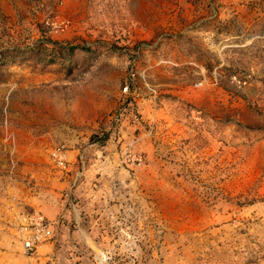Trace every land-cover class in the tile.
Wrapping results in <instances>:
<instances>
[{"label": "rangeland", "instance_id": "374dc122", "mask_svg": "<svg viewBox=\"0 0 264 264\" xmlns=\"http://www.w3.org/2000/svg\"><path fill=\"white\" fill-rule=\"evenodd\" d=\"M0 264H264V0H0Z\"/></svg>", "mask_w": 264, "mask_h": 264}, {"label": "built area", "instance_id": "2783aa9c", "mask_svg": "<svg viewBox=\"0 0 264 264\" xmlns=\"http://www.w3.org/2000/svg\"><path fill=\"white\" fill-rule=\"evenodd\" d=\"M59 160L60 157H58ZM61 163L63 161H60ZM23 245L30 254H35L38 246L51 237L52 231L49 225L45 223L44 217H37L31 220L29 225L23 229Z\"/></svg>", "mask_w": 264, "mask_h": 264}]
</instances>
